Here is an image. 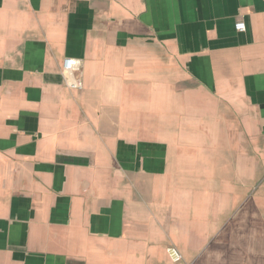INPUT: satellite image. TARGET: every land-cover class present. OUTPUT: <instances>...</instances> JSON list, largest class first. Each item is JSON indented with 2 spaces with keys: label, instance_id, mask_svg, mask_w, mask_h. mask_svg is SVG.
Wrapping results in <instances>:
<instances>
[{
  "label": "crops",
  "instance_id": "obj_1",
  "mask_svg": "<svg viewBox=\"0 0 264 264\" xmlns=\"http://www.w3.org/2000/svg\"><path fill=\"white\" fill-rule=\"evenodd\" d=\"M0 264H264V0H0Z\"/></svg>",
  "mask_w": 264,
  "mask_h": 264
},
{
  "label": "built area",
  "instance_id": "obj_2",
  "mask_svg": "<svg viewBox=\"0 0 264 264\" xmlns=\"http://www.w3.org/2000/svg\"><path fill=\"white\" fill-rule=\"evenodd\" d=\"M234 28L237 32L242 33L245 31V24L242 20H238ZM61 74L64 78V84L68 89H82L81 65L79 61L71 58L64 59L61 64ZM166 254L173 263H180L182 261L181 254L174 247H168Z\"/></svg>",
  "mask_w": 264,
  "mask_h": 264
}]
</instances>
